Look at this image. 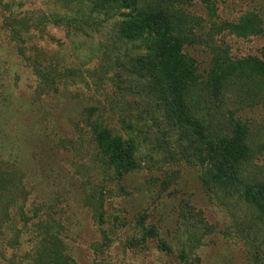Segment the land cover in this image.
Returning a JSON list of instances; mask_svg holds the SVG:
<instances>
[{
  "label": "rangeland",
  "instance_id": "obj_1",
  "mask_svg": "<svg viewBox=\"0 0 264 264\" xmlns=\"http://www.w3.org/2000/svg\"><path fill=\"white\" fill-rule=\"evenodd\" d=\"M70 1L2 0L0 5V167L20 177L26 196L16 206L27 211V218L35 208L47 209V235L35 238L28 225L16 241L14 231L21 229L22 220L12 206L4 208L12 204L4 197L0 233L7 237L0 235V264H36V253L42 251L49 259L57 239L67 264H264V208L248 202L246 189L238 185L264 186V97L253 108L238 111L225 91L217 99L208 86L214 54L223 52L232 60L261 57L264 35L239 38L228 23L238 24L246 12L259 13L264 22V0L139 1L143 10L166 8L190 43L184 53L197 72L186 87V104L206 137L227 136L231 119L250 132L252 151L229 188L209 181L204 143L172 131L153 98L137 96L139 92L120 97L124 83L132 89L143 83L129 63L145 51L143 42L116 46L124 69L116 63L92 83L91 74L103 61L99 53L110 49L114 26L129 11L115 8L95 16L100 33L74 37L52 19L47 25L48 14L63 23L84 17L78 0L68 5ZM5 10L45 14L42 37L38 31L30 35L43 50L41 72L47 74V62H61L59 73L74 70L75 77L44 92L5 29ZM87 110L93 112L91 121L102 120L113 135L133 144V170L102 161Z\"/></svg>",
  "mask_w": 264,
  "mask_h": 264
},
{
  "label": "trees",
  "instance_id": "obj_2",
  "mask_svg": "<svg viewBox=\"0 0 264 264\" xmlns=\"http://www.w3.org/2000/svg\"><path fill=\"white\" fill-rule=\"evenodd\" d=\"M139 1L78 0L77 7L82 8L83 18L75 16L67 18L63 23L61 17H54L47 12V25L53 22L58 27L65 25L66 29L69 28L73 32L74 37L80 35L83 38H89L91 32L98 35L102 29L100 24L93 21V17L110 14L115 8L128 10L129 14L124 15V18L114 26L117 34L109 43L110 49L107 48L109 51L106 49L101 53L98 52L103 61L98 69L91 74L92 83L97 84L96 79L99 75L109 74L112 66L116 63L120 65L119 70L124 69L125 65H122V62L125 61H122L123 56H120L116 46L135 45L138 42H143L146 46L145 51L129 60L130 70L140 74L144 78L143 83L140 88L134 89L128 86V82L124 83L127 87L122 88L120 97L125 98L128 92L131 93V96L132 93L139 92L137 96L141 95L147 98L149 95L150 100L153 98L162 118L171 124L172 131L179 130V133L184 134L185 137H192L204 143V160L208 168L209 181L216 187L229 188L239 180L242 167L252 151L248 144L250 132L245 124L231 119L230 133L227 136L213 138L209 134V137H206L205 127L203 128L200 122L193 118L186 104V87L196 80L197 72L193 60L184 53L190 43L181 34L178 25L174 24L173 17L166 11V8L158 11L143 10ZM75 2L76 0H72L68 2V5H74ZM1 4H3L2 0H0ZM4 5L7 8L8 5L6 3ZM5 12L7 15L4 17L5 29L19 51V56L33 69L39 81V87L42 86V90L46 89L43 90L44 92H54L53 87L58 85L57 82L67 84L68 79L75 77L74 70L71 72L66 70L62 75L59 73L61 62H56L54 65L47 62V74L43 69L41 72L42 63L45 61L43 50L32 44L33 36L30 35L33 34L32 31H38L39 37H42L46 27L45 14L41 12L36 15L37 13L32 11H26L22 15L13 14L7 10ZM263 23L259 13L246 12L239 19L238 24L228 23V25L230 24L228 27L239 38L250 35L263 36ZM101 50L100 48L99 51ZM222 53L214 54L208 86L214 89L218 95L217 99L225 91L226 97L232 101L238 111L253 108L264 97V49L261 51L260 58L247 57L232 60L227 56H221ZM87 111L89 113H87L86 122L94 128L93 138L102 161L106 160L103 162L108 166L123 169L124 172L133 170L135 153L133 144L118 135H113L103 127L102 120L94 119V121L92 120L93 124L90 119L93 112L92 110ZM9 174L4 170V167H0V203L4 202V197L7 198V201L10 199L12 204L6 202L7 205L4 208L12 206V210L18 212L14 216L22 220L19 221L21 229L14 231V239L17 241L21 237L19 235L24 230L27 231L28 225L34 230L32 232L37 234L35 238L47 235L45 232L47 231V209L42 211L40 208L42 206L39 205L40 207L34 209L30 219L27 218V211L16 206L19 198L23 203L25 201L26 193H24L22 181L20 177H13ZM238 185L246 189L247 201L263 210L264 200L261 202V199L264 197V186L249 187L242 181H239ZM236 187L239 191L240 187ZM3 212L5 213L6 210L4 209ZM0 219H4V215H0ZM15 222L16 219L13 222L14 226ZM0 235L7 237L5 233H0ZM62 245V242L57 239L53 244L54 250H51L49 259H47V251L37 252L35 261L38 263L36 264H67L65 249Z\"/></svg>",
  "mask_w": 264,
  "mask_h": 264
}]
</instances>
